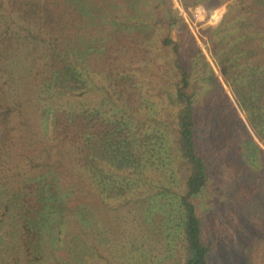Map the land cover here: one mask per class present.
I'll list each match as a JSON object with an SVG mask.
<instances>
[{
  "label": "trees",
  "instance_id": "1",
  "mask_svg": "<svg viewBox=\"0 0 264 264\" xmlns=\"http://www.w3.org/2000/svg\"><path fill=\"white\" fill-rule=\"evenodd\" d=\"M197 5L225 6L204 27L211 61L181 12ZM217 168L248 210L247 263L264 264V0H0V264L84 261L80 230L106 228L101 202L158 220L177 264H208L194 197ZM131 238L121 264L140 251Z\"/></svg>",
  "mask_w": 264,
  "mask_h": 264
},
{
  "label": "rangeland",
  "instance_id": "2",
  "mask_svg": "<svg viewBox=\"0 0 264 264\" xmlns=\"http://www.w3.org/2000/svg\"><path fill=\"white\" fill-rule=\"evenodd\" d=\"M173 1L177 4V0ZM197 6L202 7L198 8L200 11L194 7L191 9V13L193 14L192 18L186 13L184 18H186L185 20L188 23L190 31L194 34L196 41L203 48L206 57L210 60L202 39L205 38L206 31L209 29L204 27L212 24L207 18L216 9L207 13L202 5ZM224 9L225 6L222 12ZM172 34L175 37V33L173 32ZM161 74V72L154 73L148 82V89L156 94H161L164 89ZM149 90L147 93H149ZM144 105H146L145 111L147 112L148 102H144ZM140 116L144 117L142 113H140ZM145 117H148L146 119L147 124H150L156 130L163 124L160 116H157L156 112L148 113ZM217 164V160L213 161L214 166L217 167ZM183 172L185 174V171L182 170V175ZM160 175L162 176L161 183L168 187L166 191L171 193L173 202L174 198L180 192L181 184L176 166L171 167V165H168L166 169L160 171ZM87 197L90 200L91 192H86ZM194 201L197 209L203 215V238L206 242L212 243L213 245L212 250L208 253V264H248L245 255V241L251 235V232H249L251 229V221L247 217L248 210L245 208L244 199L240 200L239 198L238 200L235 196L234 188H224V175L219 168L211 173L209 184L199 195L194 197ZM101 204L103 205H99L98 213L99 217L104 218L106 221V228L104 230L99 229L100 222L97 223L98 226H95V229H92L90 225L84 223L83 229L80 230V236L82 239L81 246L85 250L84 257L86 256V259L83 261L82 257H77L78 260L74 261L73 264H95L96 256H94V250L96 246L103 255L111 259L113 264H121L123 260H121L120 247L117 246V243L118 241L126 240L128 235L132 237L130 239L132 241L130 242L140 246L139 248L137 247V250L140 251L129 256L126 261L124 258L125 264L178 263L181 248L177 246L175 251L169 250L165 239L171 241L172 238L171 236H165L164 233L162 234L161 229H158V220L151 223L145 222L136 214L126 222L123 220V214L120 213L119 207H114V203L105 204L101 202ZM90 205L92 206V203ZM93 207L95 208L96 206ZM96 208L94 210L91 209L89 216L94 214ZM154 226L157 229L153 230ZM116 237L119 238L116 239ZM175 242L178 243L177 245H181L180 238L176 239ZM59 253H63V251L59 250ZM66 259L68 261V253Z\"/></svg>",
  "mask_w": 264,
  "mask_h": 264
},
{
  "label": "built area",
  "instance_id": "3",
  "mask_svg": "<svg viewBox=\"0 0 264 264\" xmlns=\"http://www.w3.org/2000/svg\"><path fill=\"white\" fill-rule=\"evenodd\" d=\"M197 9H198V7L199 6H195ZM202 8V7H201ZM223 8H224V6H221V7H219V8H217L213 13H215V12H217V14H218V19H219V17L221 16V12H222V10H223ZM199 10V9H198ZM200 11V10H199ZM203 11V10H202ZM182 12V15L185 17V12L184 11H181ZM186 19V18H185Z\"/></svg>",
  "mask_w": 264,
  "mask_h": 264
}]
</instances>
